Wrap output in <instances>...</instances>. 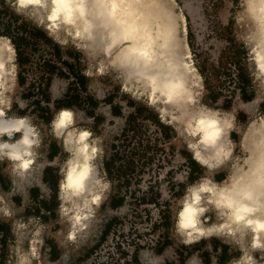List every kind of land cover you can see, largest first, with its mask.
<instances>
[{
	"label": "rangeland",
	"instance_id": "1",
	"mask_svg": "<svg viewBox=\"0 0 264 264\" xmlns=\"http://www.w3.org/2000/svg\"><path fill=\"white\" fill-rule=\"evenodd\" d=\"M174 1L175 10L185 17L186 41L201 76L200 85L193 88L195 104L215 109L233 122L231 138L227 130L224 134L229 150L223 164L210 172L211 178L223 181L247 153L248 126L256 124L264 113V89L261 100L250 104L258 85L248 71L247 50L241 42L246 38L248 23L242 19V15L246 17L243 0ZM2 11L4 18L16 15L19 22L39 28L17 15L8 0H0ZM104 30L98 32V43L93 42L89 52L77 39L63 33L52 37L42 30L50 39L29 36L31 45L21 68L13 48L1 105L8 115L30 117L42 143L38 158L18 183L8 170L9 162L0 161V224H4L0 227V264H16L20 256L26 258L25 264H229L240 254L237 247L216 236L187 242L174 229L180 198L206 169L192 157L190 138L181 123L168 114L161 115L159 106L124 88L118 71L121 67L102 63V38L103 46H108ZM52 43L59 46V52L54 51ZM239 45L245 48V54ZM46 63L57 69H49L50 82L45 89L39 78ZM238 66L251 82L242 92L236 78ZM19 69L22 84L17 79ZM30 84L39 88L33 96L27 89ZM241 93L244 97L251 95V100H243ZM63 104H70L75 112L73 127L93 133L90 139L99 148L94 162L104 182L89 217L83 219L84 227L75 231L73 239L66 235L71 225L62 220L64 199L59 189L60 170L69 156L64 151L66 139L54 138L49 122L37 116L39 106H47L53 117ZM137 107L143 109L136 112ZM193 109V103L185 106L186 111ZM32 187L37 188L34 196L30 194ZM113 196L120 198L114 200L115 205L110 203ZM206 215L215 217L212 208ZM109 221L108 232L102 236ZM135 248L138 263L130 260ZM258 254L255 257L259 260Z\"/></svg>",
	"mask_w": 264,
	"mask_h": 264
},
{
	"label": "bare ground",
	"instance_id": "2",
	"mask_svg": "<svg viewBox=\"0 0 264 264\" xmlns=\"http://www.w3.org/2000/svg\"><path fill=\"white\" fill-rule=\"evenodd\" d=\"M174 2V0H88V10L83 26L75 33L70 32L67 35L77 39L83 48L86 46L88 49L93 47V42L98 43L99 38L97 37L100 35L98 32L107 29V31L104 30L106 31L104 41H107L108 46L106 48L103 46V38L101 42L103 45L100 44L104 47L101 50L105 52L102 63L115 69L116 66L121 67L118 71L121 73L124 88L135 97H144L147 103L155 107L159 106L158 111L161 115L168 114L173 121L180 122L183 130L187 132L188 125L204 108L195 104L193 95L194 85H200L201 76L192 62L190 48L186 41L185 17L175 10ZM33 14H41L40 9H33ZM242 19L248 22L245 24L247 38L249 34L254 33L255 25L247 13L246 17L242 15ZM12 53L13 45L10 39L6 36L0 37V113L4 112L1 105L2 88L10 72L9 62ZM108 53L114 56L111 55L113 56L111 57ZM254 81L258 89L250 104L255 105L262 98L264 78ZM191 103L194 109L186 111L185 106ZM62 108L71 107L57 108L53 117ZM256 121V124L252 123L247 128L248 135L245 140L247 153L240 162L248 170L232 175L226 182L215 181L219 189L227 190L233 196L238 197L242 192L249 193L252 199L248 203L258 207L259 214L264 215V113ZM50 130L52 132L51 127ZM188 135L192 143L196 138L191 137L189 133ZM227 147L228 144L223 137L215 149L199 144L192 151V157H194V151H198L200 153L199 163L208 165L205 168V174L201 177H206L209 182L212 180L210 172L223 163ZM254 163H257L260 170L250 171L249 167ZM32 164L27 170H15V172L19 176L27 174ZM9 165L12 164L9 163ZM103 184L93 159L90 162L89 174L83 181L82 189L72 190L59 187L60 196L64 199L62 220L71 225V231L69 230L66 234L67 238L73 239L75 231L84 227L83 219L88 216L92 204L99 198L104 188ZM214 199L215 197L206 196L202 201V206L207 209L212 208L215 216L214 219H210V216L205 213L201 221L202 226L216 233L212 236L237 247L240 254L236 258L241 256L240 249H243L246 258L252 255L255 257L256 253H259L261 258L258 260L255 257L253 264H264V248L254 251L251 247V234H247L245 238L243 228L233 226L224 210L217 211L214 208L212 203ZM180 207L176 211L174 229H176V216ZM178 235L182 236L180 233ZM182 237L187 239L185 236ZM25 260L24 256H20L16 264H25ZM190 264L195 263L191 261Z\"/></svg>",
	"mask_w": 264,
	"mask_h": 264
},
{
	"label": "clouds",
	"instance_id": "3",
	"mask_svg": "<svg viewBox=\"0 0 264 264\" xmlns=\"http://www.w3.org/2000/svg\"><path fill=\"white\" fill-rule=\"evenodd\" d=\"M8 3L17 15L24 16L52 37L57 33H75L83 26L88 10V0H8ZM242 7L255 25V31L241 42L247 50L246 63L250 76L253 80H259L264 78V0H243ZM36 8L40 9L41 14H33ZM74 125L75 112L71 108L60 109L50 122L54 138H65L64 151L69 153L65 161L66 168L60 170L62 179L59 187L72 190L82 189L83 181L89 174L90 162L99 151L96 141L90 139L93 136L91 130L77 129ZM226 130L231 138L233 122L226 116L221 117L217 110L204 106L187 127L190 136L196 138L189 144V151L195 150L199 144L215 149ZM41 143L30 117L8 115L7 111L0 113V161H8L14 170H27L34 163V158H38ZM194 158L200 162L198 151H194ZM201 166L208 167L207 163ZM206 196L215 197L212 201L214 208L217 211L224 210L233 226L243 228L245 238L251 234L254 251L264 248V215L259 214L258 207L248 203L252 196L247 192L240 193L238 197L233 196L231 192L219 189L214 178L209 182L206 177L188 185L179 200L181 207L176 216V230L187 237V242L211 238L216 234L201 224L205 213L209 211L202 206ZM240 250L241 256L229 264H253L254 255L246 258L243 249Z\"/></svg>",
	"mask_w": 264,
	"mask_h": 264
},
{
	"label": "trees",
	"instance_id": "4",
	"mask_svg": "<svg viewBox=\"0 0 264 264\" xmlns=\"http://www.w3.org/2000/svg\"><path fill=\"white\" fill-rule=\"evenodd\" d=\"M5 15V11H2V13H0V36H6L10 39L14 50L16 51L17 54V59H18V65L21 68V66L23 65V61L26 58V55H28L27 50L30 47V42H29V36H33V37H37V38H43L46 40H49L50 38L39 28L36 27H28L26 25L25 22H23V20H21V22H19V18L16 15H11L9 14V18H4L2 17ZM53 45V49L55 52H59V46L56 43H52ZM239 48H242V54H245V48L241 47L240 45L238 46ZM67 68L71 69L74 72L73 66L71 64H67L66 63ZM239 68V66H238ZM41 69L43 71H41V76H40V80H41V85L46 89L49 86V82H50V70L49 69H57L54 66H51L50 64H44L41 66ZM59 71V70H58ZM76 75H79L78 72H74ZM80 81H83V76L79 77ZM236 78L239 82V84H241L242 86H239V90L242 92V90H245L244 85H251L250 83V79L248 76L245 75V73L243 72V70L241 68L237 69V74H236ZM17 79L18 82L20 84H22V77H21V71L19 69V71L17 72ZM41 86V87H42ZM27 89L29 91V95L33 96L34 90H38V86L36 87L34 84H30L27 86ZM241 97L243 100L245 101H249L251 100L252 96H245L241 93ZM34 103H36L37 105H39V100H35ZM70 104H63L61 106H69ZM262 105V104H261ZM60 106V107H61ZM40 107V111L37 112V116L39 118L44 119L46 122H50L52 119V116L50 114V110L47 106H39ZM225 108H228L227 106H225ZM143 108L142 107H137L136 108V112H140ZM39 113V114H38ZM195 162V160H192ZM196 163V162H195ZM106 169L108 170V162H106ZM45 175L43 176V180L46 179V175H47V169L45 168ZM37 191L36 187H32L30 189V194H34ZM34 196V195H32ZM118 200L120 198H116V196H113L111 198V205H115L114 204V200ZM165 220H167L169 222L168 217L165 218ZM112 221H109L107 223V225L105 226V228L102 231V236H105L108 232V229L111 225ZM167 222V223H168ZM4 224H0V227H2ZM165 244V241L162 242L161 245ZM225 246V245H224ZM94 248L92 247L90 249V251H92ZM130 260L133 261L134 263H138L137 260V249L135 248L133 250V252L130 255Z\"/></svg>",
	"mask_w": 264,
	"mask_h": 264
},
{
	"label": "crops",
	"instance_id": "5",
	"mask_svg": "<svg viewBox=\"0 0 264 264\" xmlns=\"http://www.w3.org/2000/svg\"><path fill=\"white\" fill-rule=\"evenodd\" d=\"M258 103V102H257ZM4 110V109H3ZM224 137V139H225V141L228 143V140H227V138H226V136L224 135L223 136ZM229 150V146L227 147V149H226V151H225V153H224V155L227 153V151ZM223 158H224V156H223ZM5 162H7L6 160H5ZM223 164V163H222ZM222 164H220V165H222ZM32 166V165H31ZM12 167V168H11ZM250 171H255V170H258L260 167H258V165H257V163H254L253 165H251L250 167ZM31 169V168H30ZM8 170L10 171V173H12V176H13V180H14V182L15 183H18V182H20L22 179H25L26 178V176H27V174L25 173L24 175H22V176H19V174H17V172H15V170H14V168H13V166L11 165L10 167H8ZM243 170H248V168H244V166H243V164H241V163H238V165L237 166H233L232 167V171L228 174V176H227V178L226 179H224L223 181H219V182H226L227 181V179H229L232 175H234V174H236V173H241V171H243ZM260 170V169H259ZM30 171V170H29ZM28 171V172H29ZM27 172V173H28ZM17 174V175H16ZM20 177V178H19ZM16 179V180H15ZM216 181H218V180H216ZM221 239V238H220ZM222 240V239H221ZM222 241H224V240H222ZM225 242V241H224ZM227 243V242H226Z\"/></svg>",
	"mask_w": 264,
	"mask_h": 264
}]
</instances>
